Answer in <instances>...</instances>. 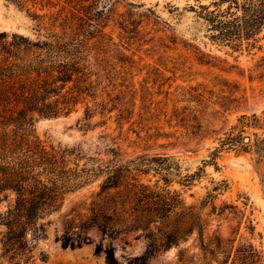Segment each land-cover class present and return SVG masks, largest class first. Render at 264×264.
<instances>
[{"label": "rangeland", "instance_id": "obj_1", "mask_svg": "<svg viewBox=\"0 0 264 264\" xmlns=\"http://www.w3.org/2000/svg\"><path fill=\"white\" fill-rule=\"evenodd\" d=\"M210 2L98 0L91 10L90 0H0V31L30 38L59 32L64 13L58 10L97 13L95 21L80 22L87 30L81 37L91 55L114 67L112 81L122 84L129 120L120 135L114 111L106 124L95 115L86 127L83 104H77L67 114H34V125L44 144L81 145L103 160L106 142L99 136L105 133L115 137L124 161L139 155L168 157L165 169L133 172L143 183L175 190L193 207L202 221L206 250L193 229L147 264H264V153L254 147V133L264 136V123H248L252 114L264 118V29L254 47L213 43L203 19V7ZM27 10L43 15L38 27ZM9 18L16 29L8 27ZM140 128L146 132L138 133ZM100 181L66 192L59 207L40 219L43 236L36 241L31 264H108L103 252H94L99 242L112 246L114 264H127L144 252L148 240L140 231L110 239L95 227L86 230L89 242L62 247L61 236L89 215ZM14 198L11 191L0 193V214ZM3 230L0 225V236ZM0 264L14 263L0 259Z\"/></svg>", "mask_w": 264, "mask_h": 264}, {"label": "trees", "instance_id": "obj_2", "mask_svg": "<svg viewBox=\"0 0 264 264\" xmlns=\"http://www.w3.org/2000/svg\"><path fill=\"white\" fill-rule=\"evenodd\" d=\"M90 1L87 7L93 10L98 0ZM211 1V9L210 5L203 7L208 38L232 49L242 45L254 47L264 29V0ZM28 12L38 27L43 15ZM57 13H64L59 32L30 38L0 31V193L8 190L15 197L13 204L0 214V225L4 226L0 259L31 264L36 241L43 236L40 219L59 207L66 192L98 178L101 181L90 203L89 215L76 229L61 236L62 247L73 248L89 242L86 234L89 227H95L102 238L110 239L140 231L148 242L144 252L127 264H147L159 251L177 245L197 229L202 249L206 250L202 221L193 207L186 206L175 190L143 183L133 172L165 169L161 167L167 156L149 159L139 155L124 161L115 137L107 133L99 136L106 142L103 152L106 160L100 153L86 152L81 145H46L38 138L34 114L43 117L67 114L77 104H83L86 127L95 115L100 117L99 124H106L114 111L118 135L130 117L122 100L119 87L122 84L112 81L114 67L102 57L91 55V48L81 37L87 30L81 29L80 22L95 21L92 17L97 13L93 12V16L89 11L79 10ZM57 17L60 18L53 17L54 21ZM260 119L252 114L248 123L261 127L264 118ZM138 131L146 132L142 128ZM254 135L255 150L264 153V136ZM154 233L158 234L157 239ZM94 252H103L108 264L116 263L112 246L104 247L99 242ZM39 257L45 260L46 254L40 252Z\"/></svg>", "mask_w": 264, "mask_h": 264}, {"label": "bare ground", "instance_id": "obj_3", "mask_svg": "<svg viewBox=\"0 0 264 264\" xmlns=\"http://www.w3.org/2000/svg\"><path fill=\"white\" fill-rule=\"evenodd\" d=\"M20 25V24H19ZM17 26V24H16V22L13 20V19H11V18H9V20H8V27H16ZM23 27V26H22ZM22 27H20L21 29L20 30H23V28ZM19 29V28H18ZM20 32H24V31H20ZM24 34H26V33H24Z\"/></svg>", "mask_w": 264, "mask_h": 264}, {"label": "water", "instance_id": "obj_4", "mask_svg": "<svg viewBox=\"0 0 264 264\" xmlns=\"http://www.w3.org/2000/svg\"><path fill=\"white\" fill-rule=\"evenodd\" d=\"M13 29H16L17 27H12ZM245 140H247V138L245 137Z\"/></svg>", "mask_w": 264, "mask_h": 264}]
</instances>
